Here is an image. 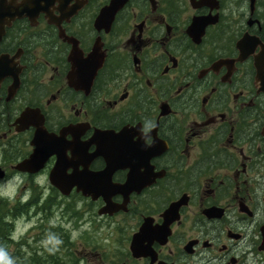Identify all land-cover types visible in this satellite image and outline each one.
I'll return each instance as SVG.
<instances>
[{"label": "flooded vegetation", "instance_id": "1", "mask_svg": "<svg viewBox=\"0 0 264 264\" xmlns=\"http://www.w3.org/2000/svg\"><path fill=\"white\" fill-rule=\"evenodd\" d=\"M113 1L0 0V247L264 264V0Z\"/></svg>", "mask_w": 264, "mask_h": 264}, {"label": "clouds", "instance_id": "2", "mask_svg": "<svg viewBox=\"0 0 264 264\" xmlns=\"http://www.w3.org/2000/svg\"><path fill=\"white\" fill-rule=\"evenodd\" d=\"M24 183L25 178L21 175H14L8 179L0 178V199L15 203L19 189ZM37 183H42V181L38 180ZM31 196V189L25 190L21 196V202H27ZM57 242L62 243V241L59 240ZM0 264H18V262L3 247H0Z\"/></svg>", "mask_w": 264, "mask_h": 264}, {"label": "water", "instance_id": "3", "mask_svg": "<svg viewBox=\"0 0 264 264\" xmlns=\"http://www.w3.org/2000/svg\"><path fill=\"white\" fill-rule=\"evenodd\" d=\"M119 4H121L119 0H114V1L111 3V5H110L109 7L105 8V9L103 10V13L109 11L110 8H111V13H113V12H114L113 10H114L117 6H119ZM28 162H29V161H26L24 164L20 165V167H22V168H27V166H28ZM57 169H58V168H57ZM57 174H58V172H57V170H56L55 173H54V175H57ZM55 185L58 186V187H60V181H56V182H55ZM60 188H61V187H60ZM61 190L64 191V189H61Z\"/></svg>", "mask_w": 264, "mask_h": 264}]
</instances>
